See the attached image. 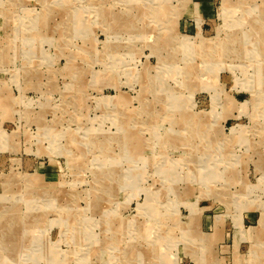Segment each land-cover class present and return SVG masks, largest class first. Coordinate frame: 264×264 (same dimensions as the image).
Here are the masks:
<instances>
[{"label":"rangeland","instance_id":"374dc122","mask_svg":"<svg viewBox=\"0 0 264 264\" xmlns=\"http://www.w3.org/2000/svg\"><path fill=\"white\" fill-rule=\"evenodd\" d=\"M0 264H264V0H0Z\"/></svg>","mask_w":264,"mask_h":264},{"label":"bare ground","instance_id":"6f19581e","mask_svg":"<svg viewBox=\"0 0 264 264\" xmlns=\"http://www.w3.org/2000/svg\"><path fill=\"white\" fill-rule=\"evenodd\" d=\"M227 9H228V6L225 7V10H223V15H224V16H226L225 12H226ZM227 18H228V17H227ZM65 205H66V204H65ZM16 220H17V219H16ZM62 220H63V219H62ZM24 221H25V220H24ZM24 221H23V222H24ZM32 222H33V221H32ZM32 222H31V223H32ZM63 222H64V221H63ZM25 223H26V222H25ZM28 223H29V222H28ZM19 225H20V224H19ZM13 226H15V225H13ZM13 228H14V227H13ZM4 239H5V238H4ZM237 241H238V240H237ZM56 258H57V257H56ZM58 258H59V257H58ZM64 258H65V257H64ZM59 259H60V258H59ZM77 262H78V261H77Z\"/></svg>","mask_w":264,"mask_h":264}]
</instances>
